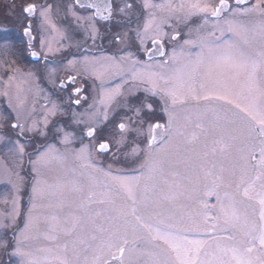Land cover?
I'll return each mask as SVG.
<instances>
[{"label": "rangeland", "instance_id": "rangeland-1", "mask_svg": "<svg viewBox=\"0 0 264 264\" xmlns=\"http://www.w3.org/2000/svg\"><path fill=\"white\" fill-rule=\"evenodd\" d=\"M28 1L13 0L12 3L10 0H6L5 5L9 7L8 12H10L11 7H20L19 2L22 4ZM234 1L230 2L234 4ZM36 2H40L39 5L51 3L54 15L57 14L54 10V4L63 5L58 4V2L63 3L62 0H37ZM120 2V8H124L126 3L131 5V8H125L124 12L119 11V13L134 15L136 34L138 30L143 28L150 10L143 7L144 0H120ZM151 2L158 4L164 0H151ZM210 2L215 4L217 0H210ZM254 3L255 0H251L244 6H235L234 8H250ZM158 15L161 14L158 13ZM258 19L259 17L254 13L241 14L237 11L233 14L229 11L219 21L213 19L205 25L203 16H192L187 20L172 16L164 25V31L168 33L169 40L173 33H180L179 39L174 42V46L177 49H183L185 55L179 56L175 63L168 64L161 71L168 73L172 69L188 63L200 52L201 39L216 40L217 42L229 39L239 41L240 37H234L232 33L227 31L226 20H234L237 24L251 27ZM202 25L203 27H201ZM217 26L223 30V35L216 30ZM212 32H215V36L210 35ZM124 33L127 32L124 31ZM122 37L124 36L122 35ZM186 40H193L196 43L185 44ZM260 48V39L256 37L252 46L246 47L245 50L253 51ZM129 53L133 54V60L137 59L136 51L120 53L119 56L113 53L101 54L88 58L87 63H85L86 60L80 58L74 60L78 64L65 69V71L78 74L79 77L88 74L96 82L95 85H92L94 89L92 98L80 105H74L67 100L62 101L56 97L54 100H50L44 95L41 98L38 95L40 92L37 89L36 77L31 72L23 74L22 79L21 76H18L19 84L11 85L15 81V77L12 80L8 78L4 81V85L7 87H3L0 81V96L3 95L7 99L8 117H13L12 121L24 125V134L34 136L28 142L20 143L24 146L23 153L17 150L16 141L9 139L0 152V185L3 187V189L0 188V238L9 243L8 247H0V264L5 258L11 260L9 264H22V257L15 253V241L20 237V233L28 221L29 210L34 200L32 189L37 179L43 178L49 184L58 183L62 185L61 188L56 189L55 196L46 195L43 200L38 201L46 207L36 210L44 215L55 214L60 218L59 239L42 240L43 246L51 247L55 252L56 245L65 242L66 239L62 232H59V229L65 228L67 222H73V217H79L82 226H90V217H94L95 223L106 228L110 226L109 218H115V213L126 210L125 205L128 202L121 197H113V204L92 203L86 208L82 207L83 204H86L90 193H95L94 201L108 199L102 195L107 192L104 172L111 171L113 175L140 177L138 199L146 194L150 200L158 201L171 208L178 204L203 207L207 204L206 194L209 190H213V182L216 180L221 167L226 170L234 169L238 177L239 169L244 164L245 158L249 165L256 164L259 160L260 153L258 160L255 161L252 157L255 156L256 152H259L260 137L249 131L244 114L233 105L218 100L214 96L208 100L189 98L183 104H178L175 110L176 127L183 132V135L166 132L160 142L149 147L151 134L148 131V126L156 121H162L166 124V128L168 127V112L165 109L170 106L171 101L167 97L160 100V93H151L143 87L132 86L133 83L139 81L131 80L127 74H124L123 78L107 74L100 78L92 72L93 67L111 63L113 60L131 66L132 61L125 59ZM187 53H191V56ZM15 54L17 56L8 53L0 58L5 62L9 72L13 73L17 72V66L22 60L20 53L15 52ZM140 61L143 62V60ZM146 64L148 63L146 62ZM13 69L16 71H12ZM25 70L26 68H24ZM203 73L204 69H201V76ZM214 78L222 79L223 77L214 73ZM123 80L128 82L123 83ZM21 81L22 85H20ZM199 83L200 78L196 82L198 92ZM228 83L238 90L244 88L243 79L238 83L229 80ZM118 84L122 85L121 94L116 96L110 104H102L101 99L105 92L114 89ZM257 84L258 87L264 88V73H258ZM136 91L145 93V97L135 100L132 94ZM243 94L249 95L246 90ZM153 97H158L159 101L151 99ZM241 103L242 106H247L246 103ZM145 105L151 107L147 108ZM136 109H140L139 116ZM53 112L54 114H52ZM105 112H107V119H104L103 116ZM17 117H19V121H17ZM45 118L48 121L46 125L44 123ZM33 121L36 122L34 130H32ZM120 123H125L127 128L123 131L120 130L118 127ZM89 127L96 129L92 137L86 135ZM64 133L70 134L67 144L63 143ZM44 135L50 139L45 136L46 140H44ZM193 135L196 137L195 140L192 139ZM36 136L40 137L38 140L43 139L38 148L35 144ZM169 137L171 138L169 139ZM102 139L110 145L106 152L97 149ZM224 144H227L228 147L222 150ZM49 145L54 146L67 159L47 167H41L40 175H38L37 171L34 170L37 167L34 161H36L37 155L46 151ZM86 146L85 156L88 157V160H77L76 154ZM214 149L215 151H213ZM150 153L159 162L156 171L151 174V179L148 178L147 168L141 167L148 160ZM82 163L85 165L90 163L94 167L81 168L79 165ZM145 185H147L146 193ZM77 187H79V191L76 190ZM216 191L222 196L224 189L221 187ZM47 205H51V207H47ZM216 206L219 209V201ZM257 210H259L258 207ZM185 213L190 214L189 212ZM196 213L202 216L201 212ZM13 216L15 217L14 220ZM46 227L47 225H42V228ZM93 230L85 229L79 230V232L90 235ZM97 235L100 236L101 234L97 233ZM91 243L93 248L85 253H95L99 239L91 241ZM24 244L26 248L38 246L33 241H25ZM48 264H59V262L50 258Z\"/></svg>", "mask_w": 264, "mask_h": 264}, {"label": "snow or ice", "instance_id": "snow-or-ice-1", "mask_svg": "<svg viewBox=\"0 0 264 264\" xmlns=\"http://www.w3.org/2000/svg\"><path fill=\"white\" fill-rule=\"evenodd\" d=\"M243 2L245 0H237V5ZM75 5H78L82 10L91 12V15H78L74 11L73 16L78 21H87L93 34L96 29L92 21L96 18L107 20L113 14L112 0H75ZM143 7L150 11L143 28L138 30L136 35L139 38V48L149 61L153 59L154 52L161 56L165 55L164 42L168 33L164 31V25L172 16L185 20L192 16H203L205 25L210 20L219 21L222 19L225 11H231L233 14L237 11L241 14L254 13L259 17L251 27L237 24L234 20H226L227 31L234 37H240L239 41L229 39L217 42L216 40L201 39L200 52L188 63L176 67L168 73L161 69L166 67L169 61L175 63L179 56L185 55L183 49L179 54L173 49L168 60L158 64H146L139 59L133 60V54L129 53L125 59L132 61L131 66L113 60L111 63L93 67L92 72L100 78L106 74L123 78L124 74H127L133 81L148 84L149 89L147 90L161 93L171 101L170 106L165 109L168 112V127L165 128L159 123L148 126V131L152 133L149 147L156 143L157 130H161V133L172 132L183 135V132L176 127L175 110L178 104H183L189 98L208 100L214 96L218 100L233 105L244 114L249 131L260 137V158L256 164L252 165H249L245 158L244 164L239 169L238 177L234 169L220 168L216 180L213 182L212 190L219 201V213L211 229H201L195 221L183 227L167 222L161 212L154 210L159 207L158 201L150 200L146 194L138 199L140 177L113 175L111 171L104 172L107 192L102 195L108 199L94 201L95 193H90L86 204H83L82 207L86 208L92 203L113 204V197H121L128 202L125 205L126 210H121L118 218H109L110 226L107 228L96 225L95 218L90 217L94 228L90 235L77 234V229H82L81 220L79 217H73L71 227L59 229L66 239L65 242L56 245L55 252L53 248L43 246L42 240L59 239L60 218L58 215H44L36 210L46 207L38 201L43 200L46 195L55 196L56 189L61 188L62 185L49 184L43 178L37 179L32 189L34 200L29 210L28 221L20 233V237L15 241V253L22 257V264H48L50 258L55 259L59 264H264V88L258 87L257 84L258 73H264V0H255L250 8L243 9L232 8L228 0H219L218 4H213L210 0H177V2L164 0L158 4L152 3L151 0H144ZM125 8H131V5L126 3L125 7L120 8L119 11L124 12ZM52 9L51 3L42 5L29 3L23 9L29 15L39 12L41 32L50 31L52 33L51 39L47 42L45 39L40 40V47L46 48L47 53L53 52V42L57 41L58 36H63L50 16ZM216 30L223 35V30L219 26ZM24 31L30 41L35 39L31 34V24ZM249 33L251 35H248ZM210 35L215 36V32ZM179 36L180 33L176 32L170 38L175 40ZM256 37L260 39L261 48L246 51V47L250 48ZM149 43L151 47L147 46ZM184 43L193 44L196 42L186 40ZM31 54L40 55L37 52ZM187 55L191 56V53H187ZM69 63H73V61ZM201 69H204L202 76ZM214 73L223 78H214ZM198 78H200L199 92L196 86ZM12 79L14 76L9 77V80ZM68 79L72 81L74 77L70 76ZM241 79L244 80V88L239 90L228 83L229 80L238 83ZM127 82V80H123V83ZM121 88L122 85L118 84L114 89L105 92L101 103L110 104L116 96L121 94ZM245 90L248 92V96L243 94ZM75 91L79 93L81 90L77 88ZM230 97L234 98L230 99ZM238 101L246 103L247 106H242V103ZM76 103L78 104L79 101L77 100ZM145 107L150 108L151 106L145 105ZM139 112L140 109H136L138 116ZM103 116L104 119H107V112ZM17 121H19V117H17ZM47 122V118H45V125ZM12 127L19 128L20 134L23 135L25 131L23 124L17 122L12 124ZM118 127L123 131L127 125L120 123ZM35 128L36 122L33 121L32 130ZM95 132L94 127H89L86 135L92 137ZM69 138L70 134L64 133L63 143H69ZM192 139H196L195 135L192 136ZM227 147L228 145L224 144L222 150ZM108 149L109 144L106 142L100 143L98 146V150L102 152ZM17 150L23 153L24 146L17 142ZM86 150L87 146L82 148L76 154V159L79 161L88 160V157L85 156ZM66 159L64 154L49 145L46 151L37 155V159L34 161L37 167L34 170L40 175L41 167L50 166L55 162H63ZM252 159L255 160V156ZM158 163L150 153L148 160L141 165L142 168H147L149 179H151V174L156 171ZM79 166L81 168L94 167L90 163L86 165L82 163ZM221 187L224 189L222 198L216 191ZM76 190L79 191V187ZM146 192L147 185H145ZM47 207H51V205H47ZM34 212L35 214H33ZM204 219L207 221V215ZM42 225H47V227L42 228ZM200 231H210L212 235L208 239H190L185 235L188 232ZM97 233L101 235L98 236ZM218 233H224V235ZM130 234L131 239L129 238ZM98 239L100 244L96 246V250L99 254L92 256L91 259L87 255H82L93 248L91 241ZM25 241H33L38 246L26 248ZM8 246V241L0 238V247ZM105 253L106 258L102 259L101 257ZM126 253L129 254L128 259H126Z\"/></svg>", "mask_w": 264, "mask_h": 264}, {"label": "flooded vegetation", "instance_id": "flooded-vegetation-1", "mask_svg": "<svg viewBox=\"0 0 264 264\" xmlns=\"http://www.w3.org/2000/svg\"><path fill=\"white\" fill-rule=\"evenodd\" d=\"M5 1L6 0H0V58L6 56L8 53L16 55L15 52H17L21 54L22 60L21 63L17 66L18 70L15 73L9 72L5 62L0 60L2 64L0 66V81L3 87H7V85H4V81L7 80L11 75L15 77V81H13L11 85H15L19 84L20 79L18 80V76H21L22 79L23 74L31 72V74L36 77L37 89L38 92H40V94L38 93V95L41 98L43 97V95L46 96V98H49L50 100H54V98L56 97L62 101L67 100L71 101L74 105H80L83 104V102H87L92 98L94 94V89L92 85H95L96 82H94V78L92 79V77L88 74H84L83 77H79L76 73H72L71 71H65V69H69V67L76 66L78 64V62L76 63L74 62V60H78L80 58L81 60H86L85 63H87L88 58L101 54L113 53L119 56L120 53L136 51L137 59L143 60V62L145 61L144 63L147 62L148 64H158L167 61L168 57L171 56L173 49H175L178 54L181 53V50L175 48L174 46V42H176L179 38L175 40H169L168 37H165V55L161 56L154 52L153 59L149 61L148 57L139 48V39L135 34L134 28L136 21L134 15L130 13H124L123 15L119 13V9L121 7L120 0H112L113 14L110 19L105 20L96 18L94 21H92L96 29L94 34L91 31L87 21H78L73 16L74 11L78 15H91L90 11L80 9L78 5H75V0H62L63 3L58 2V4H63L61 6L57 5V3L54 4V10H56L57 14L54 15L55 13L51 12V18L57 24L58 28L63 33V36L57 37L58 42L54 41L52 45L53 52L47 53L46 48L42 49L40 47V40L45 39V41L47 42L51 39L52 33L50 31L41 32V21L39 19V12H37L35 15H29L23 10L24 7L29 3H35L39 5L38 3L40 2H35L37 0H29L28 2H23L22 4H19V2L18 5H20V7H11L10 12H8L9 7L5 5ZM10 1L12 2L13 0ZM218 1L219 0H217V2ZM230 1L232 2L233 0ZM250 2L251 0L248 1V3ZM248 3H240L239 5H237V3L234 2V4L231 3L230 6L234 8L235 6H244ZM227 12H225L223 16L226 15ZM29 24H31L32 28L31 34L33 37H35V39L31 41L29 40L28 35H26L24 31L25 28L29 26ZM124 31H126L127 33H124ZM122 35L125 37V39H123L124 37H122ZM173 35H175V33H173L172 36ZM2 43H4L6 46ZM147 46L151 47V44L149 43ZM32 52H37L40 55L34 56L31 54ZM45 55L47 56L46 59ZM70 61H73V63H69ZM172 63L173 62L171 61L168 62V64ZM24 68H26L25 71ZM12 71L16 70L13 69ZM56 75H58V77H56ZM70 76L74 77V80L69 81L68 77ZM89 79L92 82H90ZM22 84L23 83L21 81L20 85ZM133 85L134 87H143L145 88V90L149 89L148 84H141L137 82L133 83L132 86ZM77 88L81 90L79 93L75 91ZM132 97L135 100H139L141 98L143 99L145 97V93H141V91H136L132 94ZM154 98L155 97L151 99L159 101V99H157L158 97H156L155 99ZM163 98H166V96L160 93V100H162ZM77 100L79 101L78 104L76 103ZM7 108V99L5 98V96L1 95L0 152L6 145L8 139L11 141L15 140L16 143L18 142L20 144L23 143V141L28 142L29 140L34 138V136H28L24 133L23 135H21L20 129L12 127V124L17 122L12 121L13 117H8V111H6ZM165 133L162 139L164 138ZM150 134L152 135V133ZM38 136L40 135L38 134ZM38 136H36L37 141L35 140L37 148L38 146H40V141L43 140H38L40 138ZM45 136L47 137V139H50L47 135H44V140H46ZM162 139L156 141L155 144L160 142ZM100 141L102 142L105 140L102 139ZM0 188L3 189L2 185H0ZM206 195L207 197L205 199L207 204L205 205H207V207H199L195 205L184 206L183 204H178L177 206H172L171 208L170 206L164 204L162 205L161 203H159V207L155 208L154 210L161 212L163 214V218L169 223H175L183 227L188 226L193 221H195L201 229H211L213 222L219 213V209H217L216 206V203L218 201L216 198V194H213L212 190H209ZM222 197L223 195L221 196V198ZM258 211L259 210H257V215ZM184 212H189L190 214H184ZM196 212H201L202 216H200ZM205 215H207L208 217L207 221H205L204 219ZM114 217L118 218L119 213H115ZM184 218H187V220H184ZM72 223V221L67 222L66 227H71ZM90 224V226H82V229L78 228L77 234L79 235L81 233L79 232V230L94 229L92 223ZM96 225L98 224L96 223ZM218 234L224 235V233ZM185 235H187L190 239H208L209 236L212 235V233L210 231H200L188 232L185 233ZM129 238L131 239V234ZM97 254H99L97 250H95V253H82V255H87L89 259H91L92 256ZM101 258H106V253ZM128 258L129 254L126 253V259ZM9 262H11V260L5 258L2 264H9Z\"/></svg>", "mask_w": 264, "mask_h": 264}, {"label": "water", "instance_id": "water-1", "mask_svg": "<svg viewBox=\"0 0 264 264\" xmlns=\"http://www.w3.org/2000/svg\"><path fill=\"white\" fill-rule=\"evenodd\" d=\"M234 2L237 3V0H235ZM246 2H248V0H245V2H243V3H246ZM218 3H219V2H218ZM218 3H217V4H218ZM228 3H229V5H231V2H230L229 0H228ZM225 12H227V11H225ZM225 12H224V13H225ZM224 13H223V14H224ZM155 123H159V124H161V125H164L165 128H166L165 123H163V122H161V121H156ZM155 123H154V124H155ZM163 135H164V133H161V130H157V134H156L157 139H156V141L162 139ZM150 140H151V139H150ZM104 142L108 143L107 141H102L101 143H104ZM108 144H109V143H108ZM98 146H99V144H98ZM98 146H97V149H98ZM109 148H110V145H109ZM108 150H109V149H108ZM108 150H107V151H108ZM101 152H102V151H101ZM103 152H106V151H103ZM258 156H259V152L255 154V158L257 159Z\"/></svg>", "mask_w": 264, "mask_h": 264}, {"label": "bare ground", "instance_id": "bare-ground-1", "mask_svg": "<svg viewBox=\"0 0 264 264\" xmlns=\"http://www.w3.org/2000/svg\"><path fill=\"white\" fill-rule=\"evenodd\" d=\"M35 2H36V1H35ZM256 153H257V152H256ZM256 153H255V154H256ZM258 158H259V156H258ZM258 158H257V159H258ZM255 161H256V159H255Z\"/></svg>", "mask_w": 264, "mask_h": 264}]
</instances>
